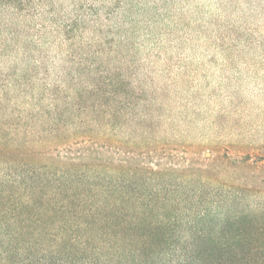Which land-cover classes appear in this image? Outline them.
<instances>
[{
	"label": "rangeland",
	"instance_id": "374dc122",
	"mask_svg": "<svg viewBox=\"0 0 264 264\" xmlns=\"http://www.w3.org/2000/svg\"><path fill=\"white\" fill-rule=\"evenodd\" d=\"M91 83L111 91L90 102L112 105L113 127L99 118L105 124L85 121L69 136L80 114L61 127L66 137L34 139V119L42 108L54 113L52 98L63 102ZM32 177L138 190L163 182L170 199H185L174 206L180 218L253 212L218 244H263L264 0H0V228L15 242L13 227L32 220V205L20 204L31 197ZM25 229L21 243L30 241L32 223ZM68 249V262L140 264L122 263L116 251L105 261ZM261 260L223 255L213 263Z\"/></svg>",
	"mask_w": 264,
	"mask_h": 264
},
{
	"label": "trees",
	"instance_id": "16d2710c",
	"mask_svg": "<svg viewBox=\"0 0 264 264\" xmlns=\"http://www.w3.org/2000/svg\"><path fill=\"white\" fill-rule=\"evenodd\" d=\"M87 88L80 87L63 102H59V97L52 98L47 104V110L54 113L49 116L50 113L42 108L34 119V139L42 143L50 139L58 140L60 136L66 137L68 129L61 127L72 116L79 118L80 114L84 118L76 125V132H70L69 136L83 131L79 125L85 121L92 126H100L110 121V127H113L117 116L115 118L112 114V105L105 99L100 100L98 105L90 102L91 96L99 100V96L107 97L111 91H100V87L93 83ZM84 95L89 97L88 104ZM101 106L110 109H101ZM66 110L69 113H65ZM97 111L107 114L108 117L104 115L105 117L94 118L93 114ZM122 114L126 112L123 111ZM99 118L106 119L105 123H96ZM49 125L54 127L49 129ZM140 184L138 190V187L132 189L129 182L109 181L106 185H97L78 178L69 182L66 179L61 181L50 177H32L31 197L20 201L21 207L32 205V220H24L28 224L32 223L31 239L25 243L17 240L27 233L25 227L28 224L13 227L16 242L13 241L10 231L2 226L0 264H94L92 260L74 259L68 262L63 257L65 247L77 253L94 251L105 261L116 251L115 255H118L122 263L136 259L140 264H154V259L159 261L166 257H175L174 264H214V258L223 255L239 261L264 259V243L242 241L239 242L241 245L233 249L215 241L219 235L224 236L237 226L242 228V217L249 216L244 213L253 212L231 213V216L214 218L207 211L201 213L197 221L180 218L175 210L184 202L183 197L174 196L170 199L163 182L153 186ZM95 188L98 189L92 194L90 191ZM47 189L52 195L46 193ZM176 204L177 208H174ZM25 213L29 211L23 214ZM205 217L206 222L203 221ZM229 218L233 219L230 223ZM231 224L235 228H231ZM181 226L184 227L180 228ZM242 233L248 234L249 231L244 229ZM203 234L210 236L205 240L200 238ZM185 238L193 240L187 242ZM98 249L105 250L104 254H100Z\"/></svg>",
	"mask_w": 264,
	"mask_h": 264
}]
</instances>
